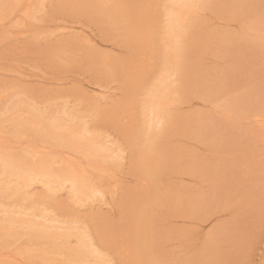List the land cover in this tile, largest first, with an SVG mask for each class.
<instances>
[{"label":"rangeland","instance_id":"374dc122","mask_svg":"<svg viewBox=\"0 0 264 264\" xmlns=\"http://www.w3.org/2000/svg\"><path fill=\"white\" fill-rule=\"evenodd\" d=\"M0 4V151L14 156L0 193L16 158L53 159L89 189L33 180L34 213L48 206L62 228L34 245L31 216L6 227L0 264H63L60 242L81 234L101 264H264V113L230 102L264 85V0ZM248 60L256 72L227 84ZM12 115L35 120L26 135Z\"/></svg>","mask_w":264,"mask_h":264},{"label":"bare ground","instance_id":"6f19581e","mask_svg":"<svg viewBox=\"0 0 264 264\" xmlns=\"http://www.w3.org/2000/svg\"><path fill=\"white\" fill-rule=\"evenodd\" d=\"M177 2L180 3L181 5H184L183 7H189L190 5L195 4L197 0H177ZM254 33H256V27H255V31L252 34L254 35ZM252 44L254 48H256V37L252 39ZM258 44L262 49H264V40L260 41ZM249 54L251 55L252 52H249ZM248 63L249 65H247L248 67H246V70L248 71L245 70V67H242L238 73L235 72V78L233 80L232 78L228 79L227 84L233 85L241 77L244 78V77L252 76L251 73L256 72V64L251 62L250 60H248ZM245 79L246 78H244V80ZM189 80L191 81L192 78ZM170 88L171 86L168 87V90H170ZM244 90L245 92L242 93V95L231 97L230 99L231 105L238 106L239 101L243 102L244 99L242 100V98L249 96L254 100V103L248 105V108L253 111L264 113V85L263 84L252 85V88L246 87V89ZM14 107L17 108L18 105H15ZM24 107H25V111L28 110L26 109V106ZM12 116H13L12 118H8L6 120H8L9 123H17L18 126L12 125L11 128L13 132L10 131L11 134H18V136L19 135L24 136L27 134V131H29L28 128L31 127L32 123H35V120H33L31 117L28 116L21 118H16V115H12ZM82 129L78 133H82L81 135L84 136V138L90 136V133L86 127H83ZM47 134L43 138V141L45 142L49 141L46 140ZM81 135H75L74 139L80 138ZM0 140L3 141L2 139ZM68 142L69 140L66 141V143ZM56 147H58V145ZM8 149L2 148L3 151H0V160L2 161L3 165H8L10 160L14 157L12 153H10L11 151ZM28 160L33 161L31 158L29 159L16 158L15 160V162H17L16 168L13 167L10 168V173L11 174L13 173L16 176V182L8 187L9 189L7 190L6 193H0V202L3 204L0 207L1 208L0 231L7 230L6 227H8L11 228L12 230L11 233L14 235L17 232L18 227L21 226L22 223H24L25 219L31 216L32 220L28 224V227L30 229L28 239L34 245H38L39 233L45 232L46 229L48 230V233H50L51 227L54 225L55 227L58 228H62V227L59 225L61 221H59L56 218V216L54 217L50 215V211L48 210V206L46 205H44L42 209H36V211L39 213H34L35 209L31 208L30 201L28 200L29 197L25 195L26 194L25 190L28 189L31 182L39 178L41 181L49 185L48 188L50 190H52L54 185L56 184L68 182L71 185L73 196L76 197L77 199L87 196L89 194L88 193L89 189L84 178L81 177L79 174H73V172L67 167L62 168L58 173L52 174L49 170H50V160L52 163L54 161L53 159H50L48 161L46 160L40 161L38 166L33 164L23 165L24 162ZM262 170H264V167L262 168ZM80 174L82 175V173ZM253 184L255 185V183ZM10 214H13V216H11ZM6 224L7 226H5ZM68 229H71V227H68ZM77 237L78 238L76 239V244L73 245L72 247H65L63 243L60 242L61 254L65 259L62 260L61 263L101 264V260L103 257L101 255H98L94 250H90L89 248H86L87 243L83 237H87V236L81 234Z\"/></svg>","mask_w":264,"mask_h":264}]
</instances>
